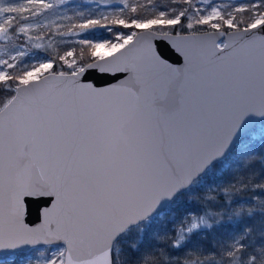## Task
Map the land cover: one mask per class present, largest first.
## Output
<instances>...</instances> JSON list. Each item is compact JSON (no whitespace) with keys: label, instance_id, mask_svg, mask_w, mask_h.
Wrapping results in <instances>:
<instances>
[{"label":"snow or ice","instance_id":"snow-or-ice-1","mask_svg":"<svg viewBox=\"0 0 264 264\" xmlns=\"http://www.w3.org/2000/svg\"><path fill=\"white\" fill-rule=\"evenodd\" d=\"M91 2L0 0V264H264V0Z\"/></svg>","mask_w":264,"mask_h":264},{"label":"rangeland","instance_id":"rangeland-1","mask_svg":"<svg viewBox=\"0 0 264 264\" xmlns=\"http://www.w3.org/2000/svg\"><path fill=\"white\" fill-rule=\"evenodd\" d=\"M78 0H67V3H65L64 5H60L59 8H58V11L60 14H64L66 13L68 16H71L70 13L68 12V5H72L74 2H77ZM217 2H225V3H228L232 6H239L240 4L242 3H246L247 0H217ZM4 4L5 6H7L8 4H14V5H19L17 2H15V0H4ZM114 7H119V5H110L109 6V9L110 10L111 8H114ZM49 19H56L55 16H51L49 17ZM47 21H45L46 23ZM58 23H68L67 21H57ZM117 27H113L112 28V32H116V31H123L125 33H128L130 31H132L131 29H123V28H118L116 29ZM98 30H101V29H94V30H91V31H94L97 36L96 38L97 39H101V38H105V39H111L112 38V34L113 33H110L107 31V35L108 36H102L101 37V33L98 32ZM105 30V29H104ZM106 31V30H105ZM139 31V30H137ZM47 33V30L45 29L44 32H42V34H46ZM179 33H191V30L189 31H180ZM90 33H84L83 35L84 36H88ZM66 40H71L72 38L70 37H67V38H64ZM47 36H46V39H45V43H47ZM21 44H24L26 45V41L23 37H19V38H13V40L11 41H0V56H3L4 58H7V55L9 53H12L14 54L15 52V46L17 45H21ZM71 47H69L70 49ZM50 50V49H49ZM35 54H36V58H26V59H31V62L32 63H36V62H39V61H43L44 59L48 58L51 54L49 52H44L43 49H33L32 50ZM179 215V213L177 214ZM166 219V218H165ZM55 246H52V247H37V248H33V249H37L38 251H33V249L29 250V251H26V252H22V254H19L20 252H17L18 253V259L16 260L15 264H21L22 260L24 259L25 256H28V257H31V261H30V264H44V258L49 254V250L50 249H54Z\"/></svg>","mask_w":264,"mask_h":264},{"label":"water","instance_id":"water-1","mask_svg":"<svg viewBox=\"0 0 264 264\" xmlns=\"http://www.w3.org/2000/svg\"><path fill=\"white\" fill-rule=\"evenodd\" d=\"M191 33H179V36H183V37H190ZM197 36H202V32H197L196 34ZM160 38L157 37V38H154L152 40V43L153 45L156 44L157 40H159ZM174 42H179L178 41V38L176 36V33H172L170 35V37L168 39H164L163 40V44L166 46V49L170 52L171 56H172V59H177L179 58V61L180 63L179 64H175L173 63V66L174 67H177V68H185L188 66V61L184 55V52L183 51H179L177 50V48L174 46ZM191 55H195V52H190ZM170 63H172V60L169 61ZM110 77H104V76H101L100 79H109ZM93 79H96V77H94ZM126 79V76H120V78L118 80H112L111 81V86H115L116 84H119V83H123L124 80ZM25 200L27 199H35V198H32V197H25L24 198ZM53 202L54 201V198H53ZM33 219H34V216H33ZM25 223H28V213L25 214ZM39 223H42V219ZM29 227H38V224H31L29 223L28 225ZM44 246H56L55 243L53 244H49V245H45V244H36V245H25L23 247V249H16L15 252H26V251H29L33 248H37V247H44Z\"/></svg>","mask_w":264,"mask_h":264},{"label":"trees","instance_id":"trees-1","mask_svg":"<svg viewBox=\"0 0 264 264\" xmlns=\"http://www.w3.org/2000/svg\"><path fill=\"white\" fill-rule=\"evenodd\" d=\"M15 2H17L18 4H22L25 3V0H15ZM95 8V4L93 2H91V0H78L77 2H74L72 5H68V12L70 13L71 16H74L77 12H85L88 13L90 9ZM115 28V27H114ZM118 29V28H116ZM99 33L102 34V36H108L110 33L113 32H109V34L107 35V31H105L104 29L98 30ZM56 49L60 54H63V51L66 49H69V47H74L75 45L72 43H60L61 40H65L62 37H56ZM49 53L51 55H55L56 53L53 52L51 49L49 50ZM66 68V66H65ZM255 179V178H253ZM253 191H259L257 190H253ZM201 193H196V195H200ZM239 195H244V193H240ZM260 197L257 196L255 200L251 201L250 203L244 204L243 208H240L239 206H236V210L237 212H239L241 215L244 214V212L247 211V209L249 208H255L256 205L259 202ZM210 211H216V209H210ZM211 222V221H210ZM169 227H171V225H169ZM209 232H211V230H208ZM208 240H211V236H209L207 238V240H204L203 243H207ZM46 247H52V246H46ZM19 254H22V252H20Z\"/></svg>","mask_w":264,"mask_h":264}]
</instances>
